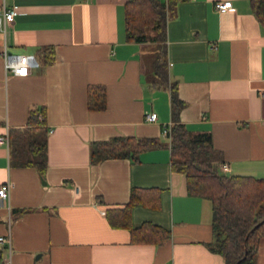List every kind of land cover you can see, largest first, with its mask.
Listing matches in <instances>:
<instances>
[{
    "label": "crops",
    "instance_id": "0c3cea01",
    "mask_svg": "<svg viewBox=\"0 0 264 264\" xmlns=\"http://www.w3.org/2000/svg\"><path fill=\"white\" fill-rule=\"evenodd\" d=\"M126 1L0 0L16 10L7 49L31 57L29 73L17 76L5 74L0 54V134L24 127L40 106L47 130L43 175L11 164L8 144L0 142V183L11 184L0 202V234L10 230L12 264H224L210 247V201L188 194L184 175L171 167L162 127L171 121L172 81L184 102L180 121L211 135L228 166L218 169L264 176V25L250 0H231L233 8L223 11L217 0L173 5L160 87L152 84L157 43L125 38ZM46 46L53 57L43 63ZM91 83L105 86L102 109L87 107ZM151 111L157 118L146 120ZM113 135L158 137L162 145L136 160L91 163L89 142ZM133 186L157 189V200L132 206L131 226L167 228L164 243L132 242L128 228L110 225L106 209L122 207ZM254 264H264V238Z\"/></svg>",
    "mask_w": 264,
    "mask_h": 264
},
{
    "label": "trees",
    "instance_id": "16d2710c",
    "mask_svg": "<svg viewBox=\"0 0 264 264\" xmlns=\"http://www.w3.org/2000/svg\"><path fill=\"white\" fill-rule=\"evenodd\" d=\"M178 1L127 0L124 4L126 40L157 43L152 60V84L156 87L167 81L163 58L166 18ZM250 4L255 16L264 25V0H250ZM52 53L49 47H44L42 62L51 61ZM169 90L172 124L168 145L171 167L184 175L188 194L210 201L214 236L210 247L221 254L224 264H254L259 242L264 238V176L221 172L218 169L221 154L214 147L211 135L208 132L192 133L186 128L179 119L184 102L178 96L177 82H170ZM86 95L89 109L105 107L104 85L88 84ZM46 136L44 106L30 109L26 125L8 131L9 162L35 167L43 175L47 165ZM160 145L162 141L158 137L113 135L89 142V160L91 163L107 158L136 160L140 152ZM156 193L155 188L131 187L129 200L122 207L106 209L110 225L128 228L132 242L162 244L167 241L170 231L161 225L150 221H143L138 226L130 224L132 206L156 202ZM2 257L3 250L0 248V262Z\"/></svg>",
    "mask_w": 264,
    "mask_h": 264
},
{
    "label": "built area",
    "instance_id": "2783aa9c",
    "mask_svg": "<svg viewBox=\"0 0 264 264\" xmlns=\"http://www.w3.org/2000/svg\"><path fill=\"white\" fill-rule=\"evenodd\" d=\"M214 7L219 10L223 11L228 8H233L231 0H222V1H215ZM16 14V10L12 7L7 6L4 2L0 4V32L2 34V46L0 49V54L3 58V66L5 70V74L8 72L17 75V76H24L27 75L30 71L31 67V57L28 54H15L10 52L7 49L6 44V36H7V28L11 21L14 19ZM157 115L155 112L151 111L145 114L146 120H155ZM172 122L169 121L165 123L162 127V133L164 136L170 140V130H171ZM8 128H6L5 132L0 134V142H5L8 144ZM218 167L221 170H227L228 166L226 163L221 162ZM10 182L7 180L5 182L0 183V202L8 199L9 190H10ZM0 244L3 245V257L0 264H12L11 261V236L10 230L8 229L6 233L0 234Z\"/></svg>",
    "mask_w": 264,
    "mask_h": 264
},
{
    "label": "water",
    "instance_id": "95a60500",
    "mask_svg": "<svg viewBox=\"0 0 264 264\" xmlns=\"http://www.w3.org/2000/svg\"><path fill=\"white\" fill-rule=\"evenodd\" d=\"M259 223H260V222H259ZM257 225H258V224H256L255 226H257ZM255 226H254V227H255Z\"/></svg>",
    "mask_w": 264,
    "mask_h": 264
}]
</instances>
